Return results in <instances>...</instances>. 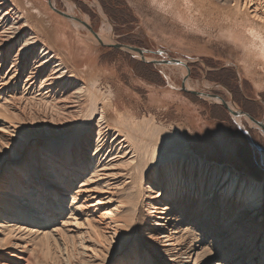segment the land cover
<instances>
[{"label":"bare ground","instance_id":"1","mask_svg":"<svg viewBox=\"0 0 264 264\" xmlns=\"http://www.w3.org/2000/svg\"><path fill=\"white\" fill-rule=\"evenodd\" d=\"M147 1L187 31H202L239 50L245 56L243 69L254 61L264 64V0ZM59 15L62 21L32 0H0V118L16 128L30 125L42 132L8 188L33 194L51 189L59 197L56 187L66 190L79 181L82 188L96 181L120 197L121 214L114 216L121 227L135 230L147 215V229L141 234L135 230L134 238L152 245L164 262L202 264L204 258L219 256L226 264H264V184L202 165L182 146V151L170 149L168 132L153 117L130 122L111 86L105 85L107 72L88 59L89 45L114 42L105 34L108 21L102 20L104 28L95 40L86 28L75 36L67 24L72 17ZM185 65L180 60L161 67L184 78ZM185 85L190 89L187 81ZM39 164L51 168L48 179ZM20 204L0 199V216L32 219L34 214ZM52 204L47 205L49 213ZM204 242L205 249L200 246ZM78 245L77 250L72 242L73 250L65 254L68 264H87L83 257L90 255L89 246ZM62 246L69 250L66 243ZM136 248L120 254L115 264H145ZM117 252L108 249L104 262ZM49 259L4 253L0 264H50Z\"/></svg>","mask_w":264,"mask_h":264},{"label":"rangeland","instance_id":"2","mask_svg":"<svg viewBox=\"0 0 264 264\" xmlns=\"http://www.w3.org/2000/svg\"><path fill=\"white\" fill-rule=\"evenodd\" d=\"M32 1L61 21V13L72 17L74 23L67 21V24L75 36H80L86 24L96 33V40L104 28V19L108 21L105 34L110 39L142 49L147 59L191 61L187 64V82L191 90L217 95L229 103L232 101L236 107L264 124V64L254 61L249 69H243L245 56L239 50H233L230 44L208 39L202 31H187L147 0ZM70 9L73 15L69 13ZM81 15L86 21L82 22ZM92 45H89L92 51L88 59H93L100 71L107 72L105 85L111 86L116 103L130 122L153 117L156 124L168 132L170 141L166 145L170 149L180 148L182 151V146L202 165L221 167L264 184V151L254 145L252 147L242 132L246 131L258 146L263 147L264 136L259 128L242 118L233 120L222 107L182 91L183 77L179 73H168L161 66L144 64L107 44L102 47ZM37 130L30 125L16 128L0 118V199L21 202V206L26 205L34 214L32 219L24 222L0 216V255L10 253L29 256L32 260L36 256L50 257V264H68L65 254L73 250L69 247L75 242L78 250L81 242L89 246L86 252L90 255L84 252L87 256L83 257L87 264H115L120 254L135 247V254L141 256L140 262L168 264L152 245L141 243L139 237L134 238L135 230L141 234L147 229V215L144 213L145 216L135 223V230L121 227L122 222L116 221L114 216L121 214L120 197L105 192L96 181L82 188L79 181L69 184L66 190L56 187L59 197L51 189H39L33 194L26 189L20 192L17 188H8L9 180L14 179L16 172L27 164L28 153L33 151L37 135L42 133ZM38 170L44 178H49V166L39 164ZM29 181L26 180L27 183ZM49 203H53L52 213H49ZM65 243L69 250L64 252L62 245ZM207 243H201V248H207ZM150 248L152 252L147 251L143 255ZM108 249L118 252L112 261L105 263ZM81 250L85 251L84 248ZM220 259L219 256L204 258L202 264H226ZM172 264L186 263L177 260Z\"/></svg>","mask_w":264,"mask_h":264},{"label":"water","instance_id":"3","mask_svg":"<svg viewBox=\"0 0 264 264\" xmlns=\"http://www.w3.org/2000/svg\"><path fill=\"white\" fill-rule=\"evenodd\" d=\"M62 15H64L65 17H68V14L65 13H61ZM85 25V28L87 29V31L95 36V32L92 30V28L89 25ZM108 47L113 48L115 50H120L124 53H126L127 55L131 56L132 58H134L135 60H139L140 62L144 63V64H152L154 66H161V65H175V64H180V60L181 59H164V60H160V61H155V60H150L147 59L145 57L144 54H146L145 51H143L140 48L137 47H133V46H129L126 44H120L117 42H112L110 44H107ZM191 61L187 60L186 63H190ZM184 68L186 69V76L183 78L182 81V86L181 89L184 92L193 94L194 96L201 98L204 101H207L208 103H211L215 106H220L223 109H225L230 116L232 117V119L234 120V118H242L245 119L248 123H250L251 125H253L254 127H257L260 129V131L262 132V135L264 136V124L256 121L254 118H252L250 115H248L247 113L243 112L239 107H236L232 102H226L224 101L221 97L217 96V95H212V94H205V93H200V92H196L193 90H190L188 88H186L185 82L187 81L188 78V74H189V69L188 67L185 65ZM236 123V122H235ZM237 124V123H236ZM238 127H240L238 125ZM243 134L246 135V137L248 138L251 146L253 147V145L257 148V149H261L264 151V146L260 147L258 146L247 134L246 131L242 130Z\"/></svg>","mask_w":264,"mask_h":264}]
</instances>
